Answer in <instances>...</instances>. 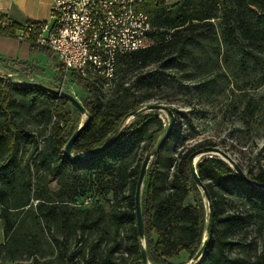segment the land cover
<instances>
[{
    "label": "trees",
    "instance_id": "16d2710c",
    "mask_svg": "<svg viewBox=\"0 0 264 264\" xmlns=\"http://www.w3.org/2000/svg\"><path fill=\"white\" fill-rule=\"evenodd\" d=\"M141 9L150 20L147 45L118 56L112 78L68 73L90 116L73 143V154L94 153L109 136L108 147L86 162L74 164L64 157L81 116L67 98L0 77L1 264H142L136 182L144 155L167 126L154 112L137 114L119 133L118 126L143 106L150 90L188 82L213 94L223 89L222 78L231 83L230 56L241 69L248 60L264 61V0H146ZM22 27L0 24V35L16 37ZM28 42L32 50L49 51ZM0 65L10 66L14 74L31 68L41 72L28 61L1 55ZM258 70L259 85L264 83V67ZM56 76L63 77L61 66ZM109 83L114 88L106 95L102 87ZM247 84L235 80L234 87L241 92ZM241 96L239 119L250 126L261 103L253 95ZM170 109L176 119L148 165L141 194L145 249L152 264H167L179 252L192 253L201 245L207 221L204 195L191 176L188 156L198 148L217 146L204 139L174 153L172 144L181 136L183 121L176 108ZM196 171L213 210L198 264H264V192L248 186L219 156L198 161ZM244 172L264 186V168ZM93 192L111 193L108 209L76 205ZM187 198L194 203H186Z\"/></svg>",
    "mask_w": 264,
    "mask_h": 264
},
{
    "label": "rangeland",
    "instance_id": "374dc122",
    "mask_svg": "<svg viewBox=\"0 0 264 264\" xmlns=\"http://www.w3.org/2000/svg\"><path fill=\"white\" fill-rule=\"evenodd\" d=\"M174 3V1H173ZM219 12L214 18L217 23L219 21ZM0 24H6L5 21H0ZM31 40V39H26ZM32 41V40H31ZM37 61L33 60L32 65H37L40 73L34 70L27 69L25 71H15L10 66L2 67L0 65V73L12 75L20 81L38 82L44 85H53L62 88L73 94L76 98L78 89L70 76L58 78V62L51 57L49 51H40L36 54ZM230 69H233L229 79L231 83L222 78L220 83H223V89L219 92L208 94V91H197L188 82H174V86L162 88L161 90H150V97L141 107L151 104H159L167 107H174L178 110L181 124V136L172 144V151L177 153L181 148L189 147L190 145L210 139L217 144L227 155H229L236 163L239 162L243 166V170L248 167L255 169L264 168V83L257 84L255 79L258 75V69L264 67V61H258L257 64L251 60L245 62L242 66H235L237 58L230 56L228 58ZM235 67V68H234ZM235 69V70H234ZM237 73V74H236ZM231 77V78H230ZM235 80L238 83L249 81L243 91L237 90ZM114 88L113 83H109L102 87L103 92L109 95ZM241 95L255 96L261 103V107L257 112L255 120L250 126H244L239 119ZM154 112L160 117L164 125H168L171 121V115L163 108H145L140 113ZM172 112V111H171ZM139 114V113H138ZM137 114L128 115L124 123H128L135 118ZM86 114L81 113L80 123L85 121ZM176 116H174V121ZM153 158V157H152ZM151 158V160H152ZM197 159V158H196ZM146 187V175L142 185V192ZM57 186L53 184L51 190H55ZM83 199L78 200L82 203ZM205 217L208 218V203L203 196ZM111 203V193L98 194L92 193V198L86 206L102 205L105 209L109 208ZM186 203L193 204L192 198H187ZM205 238V235L203 236ZM145 247V239L142 240ZM200 247H197L192 253L188 251L179 252L178 256L167 260V264H193L197 259ZM16 264V263H15ZM152 264V263H148Z\"/></svg>",
    "mask_w": 264,
    "mask_h": 264
},
{
    "label": "built area",
    "instance_id": "2783aa9c",
    "mask_svg": "<svg viewBox=\"0 0 264 264\" xmlns=\"http://www.w3.org/2000/svg\"><path fill=\"white\" fill-rule=\"evenodd\" d=\"M144 1L54 0L50 20L26 22L17 37L47 47L62 67L63 78L74 71L81 77L97 74L110 79L118 56L147 45L151 26L141 9ZM89 202L90 197H85L76 205Z\"/></svg>",
    "mask_w": 264,
    "mask_h": 264
},
{
    "label": "water",
    "instance_id": "95a60500",
    "mask_svg": "<svg viewBox=\"0 0 264 264\" xmlns=\"http://www.w3.org/2000/svg\"><path fill=\"white\" fill-rule=\"evenodd\" d=\"M0 77H5V78H7L13 82H16V83L33 84L35 86H39V87L48 89L49 91H52L58 95L64 96L79 110L80 113L86 114L87 119L79 124L77 129L72 133V135L69 137V139L67 140V142L65 144V147L63 150L64 157L67 160H69L70 162H72L74 164L86 162V161L90 160L91 158H93L94 156L98 155L100 152L104 151L108 147L109 143H107V142L109 140V136L105 139V144L100 149L95 151L94 153H91V154L79 153L78 155L73 154V152H72L73 143H74L75 139L78 137V135L80 134V132L83 130V128L86 126L88 121L90 120V116H89L88 112L86 111L84 106L81 104V102L73 94L69 93L68 91H66L62 88H52V87H49L47 85H44V84H41L38 82H23V81L17 80L12 75L6 74V73H2V74L0 73ZM145 108H156V109L163 108V109L167 110L168 113L171 115V121L167 125L164 134L160 137L157 144L144 155V158H143L142 163H141L139 175L137 178V182H136L135 214H136L137 235H138L139 245H140V249H141L142 264H148L149 263V260H148L147 254H146V249H145L144 245L142 244V240L144 239V226H143V220H142V214H141L142 185H143V181H144V178L146 175L148 165L150 164L151 158L154 156L156 151L161 148L163 142L168 138L169 133H170L172 126L174 124V114L167 107L159 105V104H151V105H147L145 107H140L138 109H134L131 112H129L128 115L138 114V113L144 111ZM126 124L127 123H124V121H123L118 126V133L120 132V130L122 128L125 127ZM212 156L221 157L237 172V174L242 178V180L248 186L254 188L257 191L264 192V186L257 185L254 182H252L246 176L244 170L229 155H227L220 148H218L216 146H205V147L198 148L189 154L188 164H189L191 176H192L193 180L195 181L196 185L201 189L204 197L206 198L207 203H208V210H209L208 211V218H207L206 226H205V232H204L205 238L203 237V239H202V243H201V247H200L197 259L194 261L193 264H198L199 261L202 260V258L204 256V253H205L206 247H207V243H208V238H209L210 231H211L212 216H213V210H212L210 196H209V193H208L205 185L202 183V181L198 177V173L196 171V164L198 161L202 160L203 158L212 157ZM194 158H197L196 161H193ZM225 158L228 159L230 162H232L233 165H231Z\"/></svg>",
    "mask_w": 264,
    "mask_h": 264
},
{
    "label": "crops",
    "instance_id": "0c3cea01",
    "mask_svg": "<svg viewBox=\"0 0 264 264\" xmlns=\"http://www.w3.org/2000/svg\"><path fill=\"white\" fill-rule=\"evenodd\" d=\"M54 0H0V21L6 24L20 25L29 21L47 22L51 17V5ZM19 30L16 31V34ZM41 50H32L28 40L0 35V55L4 58L19 59L28 62L38 60L36 54ZM45 52V51H44ZM4 240L0 223V243ZM1 264V263H0Z\"/></svg>",
    "mask_w": 264,
    "mask_h": 264
},
{
    "label": "bare ground",
    "instance_id": "6f19581e",
    "mask_svg": "<svg viewBox=\"0 0 264 264\" xmlns=\"http://www.w3.org/2000/svg\"><path fill=\"white\" fill-rule=\"evenodd\" d=\"M226 159V158H225ZM231 165H233L232 162H230L228 159H226ZM193 161H196V158L193 159Z\"/></svg>",
    "mask_w": 264,
    "mask_h": 264
}]
</instances>
